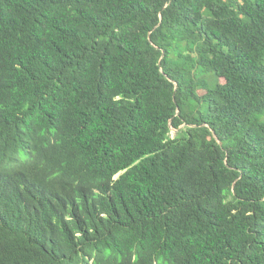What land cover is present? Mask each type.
<instances>
[{"label": "trees", "instance_id": "16d2710c", "mask_svg": "<svg viewBox=\"0 0 264 264\" xmlns=\"http://www.w3.org/2000/svg\"><path fill=\"white\" fill-rule=\"evenodd\" d=\"M0 264H264V0H0Z\"/></svg>", "mask_w": 264, "mask_h": 264}, {"label": "rangeland", "instance_id": "374dc122", "mask_svg": "<svg viewBox=\"0 0 264 264\" xmlns=\"http://www.w3.org/2000/svg\"><path fill=\"white\" fill-rule=\"evenodd\" d=\"M176 134V130L175 129H173V135H175Z\"/></svg>", "mask_w": 264, "mask_h": 264}, {"label": "clouds", "instance_id": "9594fccd", "mask_svg": "<svg viewBox=\"0 0 264 264\" xmlns=\"http://www.w3.org/2000/svg\"><path fill=\"white\" fill-rule=\"evenodd\" d=\"M119 175H117V177H118Z\"/></svg>", "mask_w": 264, "mask_h": 264}]
</instances>
